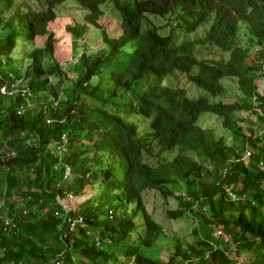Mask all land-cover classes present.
Instances as JSON below:
<instances>
[{
  "label": "trees",
  "instance_id": "1",
  "mask_svg": "<svg viewBox=\"0 0 264 264\" xmlns=\"http://www.w3.org/2000/svg\"><path fill=\"white\" fill-rule=\"evenodd\" d=\"M67 2L85 14L68 27L76 61L65 68L49 25ZM108 5L120 35L102 31L97 52L79 54ZM175 30L196 39L173 46ZM176 73L217 101L164 86ZM262 75L264 0H0V264H237L230 242L264 264ZM246 112L257 125L242 126ZM207 113L223 135L198 125ZM90 186L78 209L61 204ZM151 190L176 198L172 219L197 223L165 262Z\"/></svg>",
  "mask_w": 264,
  "mask_h": 264
},
{
  "label": "rangeland",
  "instance_id": "2",
  "mask_svg": "<svg viewBox=\"0 0 264 264\" xmlns=\"http://www.w3.org/2000/svg\"><path fill=\"white\" fill-rule=\"evenodd\" d=\"M104 9L105 15L102 16L99 20L101 28L99 29L95 27H90L88 29L87 35H85L83 39H77V42L79 43V45L77 46L79 54L80 52H86L91 55L92 53L97 52V49L103 45L102 31H105L110 37H118L120 35V19L118 13L113 11L110 5L104 7ZM56 12L57 18L52 23H50L49 30L54 33L55 57L62 63L65 68H68L71 62L74 63V61H76L73 57V50L75 51L76 49L72 47V42L74 38L72 37L71 32L68 30V27H73L74 25H76L77 22L80 24H84L83 17L85 12L76 9L74 5L68 4V2L63 5L61 10L58 9ZM167 23H169V21H159V25L163 27L162 31L165 35H169V29L166 26ZM177 33L178 32L176 30L172 32L174 36L173 46L177 44L180 45L179 43L184 41L186 38L187 39L185 41H192L196 39L194 38V36L189 37L188 34L180 37ZM201 35L202 32L199 31L198 36L200 37ZM240 35L242 36V44H245V38L243 37L244 34L241 33ZM45 40L46 38H39L36 43L37 47H43ZM18 45L20 44L17 42V49L19 50L17 51V53H20L21 46L19 47ZM74 74L75 73H73L72 69L69 70L67 74L68 79L73 78V76H75ZM53 80L57 81V78H54ZM259 80L257 82V85L259 86V89H263L264 84ZM67 83H69V81H67ZM189 83L186 75H182L179 73H176L175 76H168L163 81L164 86L185 89L187 93L194 98L200 96L209 99L213 103L217 101L218 98L210 97L208 94H206V92L196 88L194 85H191ZM227 83L228 82L226 81L225 85ZM226 88L228 100L231 99L236 101L238 99L237 96L240 95L239 91L237 90V87L235 85L227 84ZM2 91L4 92L5 90L3 89ZM239 117H242L244 120H246L244 121L245 123L243 122L242 124L244 128H246L249 122L251 121L255 125H257L256 117L251 112L242 113L241 115H239ZM198 125L200 127L213 129L219 136L224 134V129L222 128L220 119L214 117L212 114L204 115ZM258 127L259 126H256L257 129L255 128L257 132L259 131ZM249 158L250 155H244V161L248 162ZM108 172L109 171H107V173ZM109 176L106 175V177ZM96 193L97 191H95L94 189L92 190L90 186L85 188V194L83 195V198L81 197L82 199H78L77 197H71L66 200H61V204H63L66 210L68 211L76 210L80 207L81 202L88 200L90 197H93ZM143 199L145 201V205L149 213L154 216L157 223L163 229L162 237L157 241L156 248L158 249L155 250V256L160 261H167L169 252L176 242L179 241L181 243H184L185 245L194 243V229L197 225L196 220H192L187 217H183L182 219H172L168 215L169 209H178V202L175 197H170L169 199H166L159 192L151 190L145 191L143 193ZM261 213L264 216V209L261 210ZM214 236L216 238L222 237L219 231L214 232ZM228 240L229 238L225 237V241L227 242ZM229 250L230 259H232L233 262L237 264H254L255 261L258 259V255L255 251H241L240 247L233 244L232 242L229 243Z\"/></svg>",
  "mask_w": 264,
  "mask_h": 264
},
{
  "label": "clouds",
  "instance_id": "3",
  "mask_svg": "<svg viewBox=\"0 0 264 264\" xmlns=\"http://www.w3.org/2000/svg\"><path fill=\"white\" fill-rule=\"evenodd\" d=\"M72 37H73V36H72ZM72 47H73V45H72ZM263 77H264V75L261 76V78H260L259 81H261V79H262ZM196 90H197V89H196ZM197 92H198V90H197ZM198 93H199V92H198ZM206 94H207V93H206ZM198 97L200 98V96H198ZM198 97L194 98V97L191 96V99H198ZM212 103H213V102H212ZM207 114H208V113H207ZM204 115H206V114H204ZM204 115H203V116H204ZM248 154L250 155V152L246 153V155H248ZM82 196H83V195H80V196H77V197H78V199H80ZM83 202H84V201H83ZM83 202H81V203H83Z\"/></svg>",
  "mask_w": 264,
  "mask_h": 264
},
{
  "label": "built area",
  "instance_id": "4",
  "mask_svg": "<svg viewBox=\"0 0 264 264\" xmlns=\"http://www.w3.org/2000/svg\"><path fill=\"white\" fill-rule=\"evenodd\" d=\"M261 82H263V84H264V77L261 79ZM260 89H262V88H260ZM263 90H264V88H263ZM248 155H249V154H248ZM233 199H236V196H235V195L233 196ZM6 224H8V225H9V224H10V222H9V221H7V222H6Z\"/></svg>",
  "mask_w": 264,
  "mask_h": 264
},
{
  "label": "water",
  "instance_id": "5",
  "mask_svg": "<svg viewBox=\"0 0 264 264\" xmlns=\"http://www.w3.org/2000/svg\"><path fill=\"white\" fill-rule=\"evenodd\" d=\"M78 198V197H77ZM68 211V210H67Z\"/></svg>",
  "mask_w": 264,
  "mask_h": 264
}]
</instances>
